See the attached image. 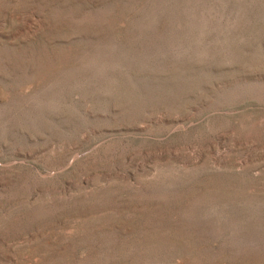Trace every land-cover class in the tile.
<instances>
[{
	"label": "rangeland",
	"instance_id": "374dc122",
	"mask_svg": "<svg viewBox=\"0 0 264 264\" xmlns=\"http://www.w3.org/2000/svg\"><path fill=\"white\" fill-rule=\"evenodd\" d=\"M0 264H264V0H0Z\"/></svg>",
	"mask_w": 264,
	"mask_h": 264
}]
</instances>
